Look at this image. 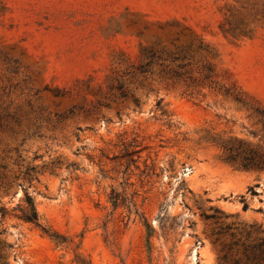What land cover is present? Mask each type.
<instances>
[{"label": "rangeland", "instance_id": "374dc122", "mask_svg": "<svg viewBox=\"0 0 264 264\" xmlns=\"http://www.w3.org/2000/svg\"><path fill=\"white\" fill-rule=\"evenodd\" d=\"M263 122L264 0H0L1 261L218 264L220 224L264 230V169L220 144Z\"/></svg>", "mask_w": 264, "mask_h": 264}, {"label": "trees", "instance_id": "16d2710c", "mask_svg": "<svg viewBox=\"0 0 264 264\" xmlns=\"http://www.w3.org/2000/svg\"><path fill=\"white\" fill-rule=\"evenodd\" d=\"M262 125L264 132V122ZM220 147L227 161L245 169H264V152L251 147L245 141L235 138L233 142H222ZM132 152H137V150ZM38 172L39 170H37L36 166L28 168L25 172L24 181L30 182L35 179ZM19 185L22 186L23 195L21 203H18L16 207L18 209V217L25 222L31 223L34 227L39 228L41 232L46 234L56 245H63L66 242V238L42 224L32 196L26 191L23 182ZM109 199L112 206L114 208L117 207L118 195L112 192ZM161 209H165V206L161 207ZM210 209L212 208L210 207ZM213 209L215 212H219L217 208ZM6 212L7 209L0 205L1 215H4ZM205 217L215 219L216 221L218 219L215 213L206 214ZM231 225L232 224L227 223L220 224L216 232L217 236L214 242H217L219 246L218 264H264V230L260 226H256L255 223L249 225L243 224L241 229H237V226L233 227ZM146 226L148 227V224H146ZM163 227L162 225V228ZM234 229L239 230L238 232L242 234L241 238H235L236 233L231 231ZM227 232H229V235L234 239L230 242L220 240L222 235ZM2 247H4V245L0 244V249ZM1 259L2 255L0 252V264H7L2 262ZM76 263L89 264L88 261L80 256L76 257Z\"/></svg>", "mask_w": 264, "mask_h": 264}]
</instances>
